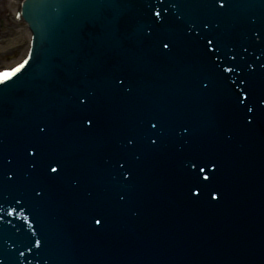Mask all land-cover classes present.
I'll list each match as a JSON object with an SVG mask.
<instances>
[{
    "label": "water",
    "instance_id": "95a60500",
    "mask_svg": "<svg viewBox=\"0 0 264 264\" xmlns=\"http://www.w3.org/2000/svg\"><path fill=\"white\" fill-rule=\"evenodd\" d=\"M23 10L0 264H264V0Z\"/></svg>",
    "mask_w": 264,
    "mask_h": 264
},
{
    "label": "rangeland",
    "instance_id": "374dc122",
    "mask_svg": "<svg viewBox=\"0 0 264 264\" xmlns=\"http://www.w3.org/2000/svg\"><path fill=\"white\" fill-rule=\"evenodd\" d=\"M20 1L21 0H0V11L2 12L3 20H5L6 17H10L13 23L15 13L19 9ZM3 31L4 30H0V34L3 33ZM8 39L9 38H5L6 41H8ZM29 40V32H21L20 45L17 48H14V45L12 44L1 51L3 54L0 53V67H9L19 62L28 49Z\"/></svg>",
    "mask_w": 264,
    "mask_h": 264
},
{
    "label": "snow or ice",
    "instance_id": "6c2138e0",
    "mask_svg": "<svg viewBox=\"0 0 264 264\" xmlns=\"http://www.w3.org/2000/svg\"><path fill=\"white\" fill-rule=\"evenodd\" d=\"M208 43H209V44H211V43H212V41H211V40H209V41H208ZM164 46H165V47H167V44H165ZM250 110H251V109H249V111H250ZM249 123H250V121H249ZM153 143H155V142H153ZM52 171H57V169L53 168V169H52ZM96 223H100V221H99V220H97V221H96Z\"/></svg>",
    "mask_w": 264,
    "mask_h": 264
}]
</instances>
